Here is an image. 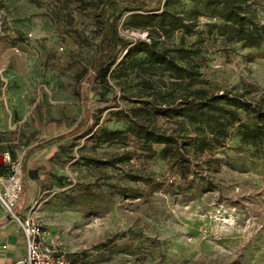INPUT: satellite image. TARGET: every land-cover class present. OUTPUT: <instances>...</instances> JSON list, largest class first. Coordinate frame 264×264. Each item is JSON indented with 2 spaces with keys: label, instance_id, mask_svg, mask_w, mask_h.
I'll list each match as a JSON object with an SVG mask.
<instances>
[{
  "label": "rangeland",
  "instance_id": "374dc122",
  "mask_svg": "<svg viewBox=\"0 0 264 264\" xmlns=\"http://www.w3.org/2000/svg\"><path fill=\"white\" fill-rule=\"evenodd\" d=\"M104 2L0 1V40L11 37L18 48L12 63L0 58V70L7 65V70L17 75L13 83L10 75H4L9 81H3L4 90L10 94L13 87H22L34 102L41 89L48 99L69 103L82 101L90 86L92 98L87 129L65 141L64 153L54 169L55 175L63 177L59 190L32 200L22 218L36 219L49 242L75 263L264 264V151L242 144L235 126L230 128L226 145L216 150L220 161L214 169L207 166L206 156L198 151L195 141L186 149L193 160L183 164L174 145L154 144L152 150L157 154L149 157L133 138L127 146L136 150L130 164L94 167L80 158H109L125 148L121 142L95 149V139L90 138L106 128H125L129 119L124 111L161 131L187 127V120L142 110L141 100L161 107L189 90L221 93L233 89L247 90L248 98L264 102V58L257 56L261 50L227 43L219 29L211 33V26L221 22L203 10L192 34L178 31L161 39L170 49L184 39L186 47L199 50L193 55L194 67L201 72L198 79L181 80L163 66L154 65L145 54L127 55L121 49L111 65V88H100L102 96L96 101L89 77L101 38L96 15ZM239 2L264 25V0ZM192 8L193 4L186 5V10ZM136 12L142 10L128 8L115 21L121 35L133 42L128 49L148 32L126 24ZM180 64L187 67V62ZM239 113L246 121V113ZM192 135L198 137L195 132ZM129 170L145 171L150 179L131 181L126 175ZM19 176L22 180V172ZM87 187L102 193L104 199L89 205H70L63 200L65 194L76 195ZM21 202L23 198L15 207L16 213L21 212Z\"/></svg>",
  "mask_w": 264,
  "mask_h": 264
},
{
  "label": "trees",
  "instance_id": "16d2710c",
  "mask_svg": "<svg viewBox=\"0 0 264 264\" xmlns=\"http://www.w3.org/2000/svg\"><path fill=\"white\" fill-rule=\"evenodd\" d=\"M188 4H193L191 10H186ZM128 8L135 11L142 10L131 15L126 23L128 27L147 30L146 33L150 39L149 41L136 40L133 49H128L133 42L126 40L115 24V21L120 19ZM203 10L210 12L221 22L211 26V33L214 28L219 29V34L225 37L227 43L240 44L242 48L261 50L257 56L264 58V25L257 21L254 13L246 11L239 0H105L96 15L101 26V38L97 46L92 74L89 77V82L92 81L91 89L96 97L93 99L100 100L102 96L100 88H111L110 79L113 73L111 65L114 64L121 49H125L127 55L145 54L154 65L163 66L181 80L198 79L201 72L194 67L193 55L199 50L186 47L184 39L176 48L170 49L161 39L170 38L178 31H183L187 35L192 34L197 26L196 19L202 15ZM180 61L187 62V67L181 65ZM89 87L84 90L83 121L71 131L44 140L26 151L22 160L23 177L20 198H24L28 158L40 149L72 136L77 137L87 129L92 115L89 106L92 101L89 96ZM248 95L247 90L223 89L221 93H217L198 89L189 90L180 99H171L161 107L153 105L151 100H141L142 110L152 111L168 119L187 120V127L180 126L179 130L170 133L159 130L145 119L129 114L121 105L119 108L129 119L125 128H106L100 134L94 132L90 138L95 139V149L105 144L121 142L126 145L125 148L109 158L103 159L90 155H81L80 158L87 165L94 167L116 168L120 164H130L136 150L127 146L128 141L133 138L141 144L140 149L149 157L157 154L152 150L154 144L174 145L178 151L176 157L183 164L193 160L186 149L191 142L195 141L198 151L206 156L207 166L214 169L218 167L220 161L216 156V150L226 145V140L231 134L230 128L234 126L242 144L259 152L264 151V102L253 101L248 98ZM239 110L246 113V121L241 118ZM193 132L197 133L198 137H194ZM64 147L62 153H64ZM10 172V167L0 159V175H7ZM126 175L134 182H146L150 179L145 171L129 170ZM57 177L60 185L63 177ZM103 199L102 193L89 187L76 195L67 193L63 196V200L70 205H89L93 200Z\"/></svg>",
  "mask_w": 264,
  "mask_h": 264
},
{
  "label": "crops",
  "instance_id": "0c3cea01",
  "mask_svg": "<svg viewBox=\"0 0 264 264\" xmlns=\"http://www.w3.org/2000/svg\"><path fill=\"white\" fill-rule=\"evenodd\" d=\"M0 45L3 46L0 58L12 63L16 56L14 51L18 50L15 40L6 37L0 40ZM6 66L0 70V159L9 152L13 161L22 164L26 151L31 147L65 134L78 125L83 118L84 104L80 105L83 99L71 100L69 103L53 101L42 94L41 89L37 91L40 96L34 102L31 94L27 92L26 95L22 87H13L8 94L3 86L9 81L4 75H10L12 83L17 75L15 72L10 73ZM4 80L6 81L3 82ZM76 93L78 95V91ZM74 137L76 138L72 136L68 139ZM68 139L40 149L28 158L25 173L26 196L21 202L20 216L24 215V210L32 200L59 190L58 177L53 172ZM4 245L7 247L4 248ZM26 252V237L20 223L0 205V264H12L14 260L24 257Z\"/></svg>",
  "mask_w": 264,
  "mask_h": 264
},
{
  "label": "built area",
  "instance_id": "2783aa9c",
  "mask_svg": "<svg viewBox=\"0 0 264 264\" xmlns=\"http://www.w3.org/2000/svg\"><path fill=\"white\" fill-rule=\"evenodd\" d=\"M143 39L150 40L146 32L143 33ZM2 160L11 172L0 175V205L20 223L26 237V255L14 260L12 264H81L73 262L61 248L49 242L46 231L36 219L31 216L22 218L15 213L22 193V180L19 176L22 170L9 152L3 155Z\"/></svg>",
  "mask_w": 264,
  "mask_h": 264
}]
</instances>
